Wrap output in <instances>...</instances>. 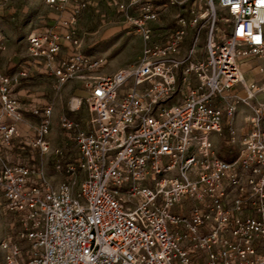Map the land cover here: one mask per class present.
I'll list each match as a JSON object with an SVG mask.
<instances>
[{"label": "built area", "instance_id": "2783aa9c", "mask_svg": "<svg viewBox=\"0 0 264 264\" xmlns=\"http://www.w3.org/2000/svg\"><path fill=\"white\" fill-rule=\"evenodd\" d=\"M197 1L108 0L145 45L101 74L108 60L84 51L79 29L93 0H45L53 21L29 33L14 73L0 70V264H264V0ZM174 6L176 28L160 41L153 25ZM41 77L84 81L69 110L85 100L90 127L58 115L75 161L52 143L54 105L17 95ZM225 129L230 158L214 141ZM23 150L52 152L63 180L15 157Z\"/></svg>", "mask_w": 264, "mask_h": 264}, {"label": "rangeland", "instance_id": "374dc122", "mask_svg": "<svg viewBox=\"0 0 264 264\" xmlns=\"http://www.w3.org/2000/svg\"><path fill=\"white\" fill-rule=\"evenodd\" d=\"M197 0H191L189 7L196 6ZM175 7V6H174ZM170 10V9H169ZM168 10V11H169ZM167 11V12H168ZM178 7L169 17L165 12L158 21L154 23L156 39L163 41L169 33L176 28L175 19ZM55 11L48 7L45 0H1L0 6V31L5 34V50L0 55V70L6 73H14L18 65L28 56L27 37L30 32L40 27L48 26L53 21ZM220 17L216 22L218 30L216 35H227L230 31V22L225 10H218ZM212 23V18L210 20ZM79 29L84 51L107 58V65L101 69V74H111L120 68L137 62L143 52L144 41L132 27L129 26L126 15L117 7L109 5L108 0H93V5L85 8L79 18ZM192 37L190 31L188 38ZM243 70L246 76L253 80L256 77L254 71L249 70V64H244ZM82 91V92H81ZM84 91V92H83ZM77 93V94H76ZM86 94V87L82 88L81 79L71 80L63 85H58L54 78L41 77L25 83L17 95L22 100H31L36 103L47 102L54 105V125L52 143L59 147L66 160L75 161L78 151L75 143L66 134L58 121V115L65 112L79 123L82 129H88L91 121L89 104L84 100L81 107L76 111L69 110V101L75 106L78 94ZM241 113L237 123L238 138L247 129L244 116ZM38 119L30 114L26 115L24 128L32 133ZM229 131L225 129L222 137H214L215 145L221 155L230 158V147L224 143ZM229 149V150H228ZM22 160L32 163L36 171L57 184L63 180V176L56 170L55 155L51 152L45 155L36 154L29 150H23L16 154ZM2 232L0 229V238Z\"/></svg>", "mask_w": 264, "mask_h": 264}, {"label": "crops", "instance_id": "0c3cea01", "mask_svg": "<svg viewBox=\"0 0 264 264\" xmlns=\"http://www.w3.org/2000/svg\"><path fill=\"white\" fill-rule=\"evenodd\" d=\"M174 11H175V7H171L170 8V10L165 14V16H167V17H169L170 15H172L173 13H174ZM190 40H191V38L189 39H187V42H186V44H185V48H187V46H189V44H190ZM81 83H82V88H84V81L83 80H81ZM82 92V91H81ZM84 92V91H83ZM77 94V93H76ZM78 95H85L84 93H82V94H78Z\"/></svg>", "mask_w": 264, "mask_h": 264}, {"label": "bare ground", "instance_id": "6f19581e", "mask_svg": "<svg viewBox=\"0 0 264 264\" xmlns=\"http://www.w3.org/2000/svg\"><path fill=\"white\" fill-rule=\"evenodd\" d=\"M75 101H76V102H77V104H78V103H79V101H80V99H79V98H76V99H75ZM77 104H76V105H77ZM76 105H75V106H76Z\"/></svg>", "mask_w": 264, "mask_h": 264}]
</instances>
